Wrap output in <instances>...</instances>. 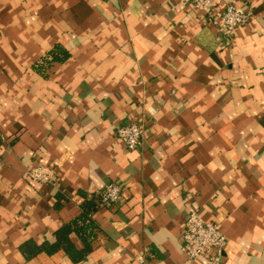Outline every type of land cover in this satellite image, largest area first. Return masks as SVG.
Returning <instances> with one entry per match:
<instances>
[{
  "label": "crops",
  "instance_id": "0c3cea01",
  "mask_svg": "<svg viewBox=\"0 0 264 264\" xmlns=\"http://www.w3.org/2000/svg\"><path fill=\"white\" fill-rule=\"evenodd\" d=\"M229 4L251 13L233 42L190 1L0 0V264H264V0ZM40 164L54 184L26 178ZM88 204L90 251L49 252ZM195 210L218 263L181 252Z\"/></svg>",
  "mask_w": 264,
  "mask_h": 264
},
{
  "label": "built area",
  "instance_id": "2783aa9c",
  "mask_svg": "<svg viewBox=\"0 0 264 264\" xmlns=\"http://www.w3.org/2000/svg\"><path fill=\"white\" fill-rule=\"evenodd\" d=\"M190 1L199 10L204 12L208 21L215 25L218 31L233 42L239 27L246 25L251 13L239 10L233 4L225 7L222 13L216 12L217 0H184ZM116 136L125 144L128 150L139 147L143 136V125L130 122L116 129ZM26 178L42 185L54 184L57 180L54 170L45 165H36L30 168ZM122 188L118 183L111 182L101 193V205L116 204L121 198ZM181 252L188 260L205 258L218 263L226 245V237L221 224L205 220L198 210L192 211L184 226L182 234Z\"/></svg>",
  "mask_w": 264,
  "mask_h": 264
},
{
  "label": "trees",
  "instance_id": "16d2710c",
  "mask_svg": "<svg viewBox=\"0 0 264 264\" xmlns=\"http://www.w3.org/2000/svg\"><path fill=\"white\" fill-rule=\"evenodd\" d=\"M55 55V54H53ZM52 55V56H53ZM87 210H85L84 214L82 215L80 221L75 222L73 225H69L64 227L58 233V240L57 243L52 246L48 247V251L51 252L53 250L62 247L68 253V255L75 261L78 262L83 259L84 255L90 251V242H87L90 236H92V232L95 229V225L92 219L89 216V212L94 208V205L88 204L86 206ZM72 232L78 233L86 243V248L83 251H77L73 244L69 240V234ZM36 252V251H34Z\"/></svg>",
  "mask_w": 264,
  "mask_h": 264
}]
</instances>
